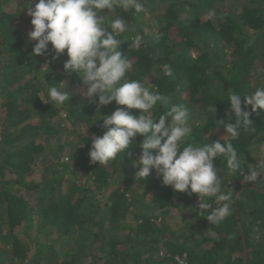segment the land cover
Instances as JSON below:
<instances>
[{
	"label": "trees",
	"instance_id": "1",
	"mask_svg": "<svg viewBox=\"0 0 264 264\" xmlns=\"http://www.w3.org/2000/svg\"><path fill=\"white\" fill-rule=\"evenodd\" d=\"M228 1L145 0L147 11L158 4L165 9L154 20L156 33L139 49L132 46L134 28H141L147 11L118 10L134 24L119 37V51L133 62L128 78H149L168 98V105L155 106L154 119L171 105L188 111L193 132L186 143L194 146L207 143L206 136L215 141L227 134L216 121L234 123L228 119L229 89L243 96L264 87V0L231 5L215 21L205 19L208 8ZM11 2L38 0H0V264H243L245 247L246 264H264V178L244 184L239 172L217 158L222 190L238 195L232 215L211 225L196 208L197 194L174 192L154 170L137 181L133 160L144 137L132 145L131 156L92 164L91 139L106 131L98 120L118 106L101 107L99 114L97 105L79 97L83 85L64 71L66 50L53 60L49 45L46 55L34 57L31 18L5 11ZM164 64L171 65L172 77L164 74ZM61 82L71 99L57 106L47 89ZM212 105L216 113L209 111ZM63 119L75 140L61 142ZM250 119L253 124L232 141L244 171L264 165V153L255 154L264 143V112ZM173 211L180 221L174 227L168 222Z\"/></svg>",
	"mask_w": 264,
	"mask_h": 264
},
{
	"label": "clouds",
	"instance_id": "2",
	"mask_svg": "<svg viewBox=\"0 0 264 264\" xmlns=\"http://www.w3.org/2000/svg\"><path fill=\"white\" fill-rule=\"evenodd\" d=\"M29 4L27 14L32 30L28 35L35 41L32 55H46L51 45L55 60L66 50L68 59L64 62V71L77 75L83 85L79 87L80 94L98 106L99 114L101 107L113 102L118 106L111 115H100L102 118L98 121L103 120L106 131L102 136L92 137L90 162L108 165L121 154L131 156V149L135 147L132 145L138 137H144L139 144V159L133 160V165L139 168L137 181L146 179L154 170L163 185L174 192L197 194L196 208L211 225H219L231 216L237 193L230 188L222 190L215 160L223 157L232 173L241 174L244 184H256L258 178H264V165L243 170L242 158L232 143L239 138L242 127L253 124L250 119L253 112L256 115L264 112V87L243 96L229 89L228 119L234 123L216 121V128L223 126L227 134L215 141L206 136L207 143L194 146L186 143L193 132L188 111L171 105L154 119L153 109L158 102L168 105V98L155 90L157 86L149 78L144 82L128 78L133 62L119 51L122 44L119 37L128 31V21L117 10L146 12L145 0H38ZM217 15L215 9H209L205 19L211 22ZM142 42L143 36L137 34L132 46L139 49ZM163 71L166 76H173L171 65L164 64ZM57 85H49L47 95L55 105L63 106L71 96L64 82ZM133 110H139V115H134ZM209 111L216 113V105L210 106ZM210 198L215 203L209 202Z\"/></svg>",
	"mask_w": 264,
	"mask_h": 264
},
{
	"label": "rangeland",
	"instance_id": "3",
	"mask_svg": "<svg viewBox=\"0 0 264 264\" xmlns=\"http://www.w3.org/2000/svg\"><path fill=\"white\" fill-rule=\"evenodd\" d=\"M248 0H232L230 2V0L226 3H219V4H215V6L211 7V8H208L206 10V12L209 10V9H215L217 12H228L230 10V6L231 5H242V4H245ZM27 7H30V4L26 5V6H18L16 5L14 2H11V4L9 6H6L5 8V11H8V12H11V13H17L18 15L20 16H23L24 18L26 17H29L28 14H27ZM165 9V6L161 5V4H158L157 5V8L154 12H151L150 10L146 12L143 20L140 21V23L142 22V26L141 28H138V29H135L134 28V31L137 34H141L143 36V39H145L146 37H150L151 35L153 36L155 33H156V29L153 28V24H154V20L159 16L161 15V13L163 12V10ZM118 11V10H117ZM128 21V32H131L132 30V27H134V24L129 21V20H126ZM215 21V20H214ZM32 30V28H31ZM31 41V40H30ZM31 42H35V41H31ZM56 73H60V72H56ZM67 84V83H66ZM80 96H82V94H80V92L78 91L77 93ZM74 95V94H73ZM41 96L43 97V94H41ZM45 100V97L43 98ZM63 125L60 129V131H62V133H60L58 136L59 138H61V142H65V140H67V138L69 136H71L69 139L70 140H75L76 137L74 136V134H72V132L74 131V129H72V127H70V124L65 121V119H63L62 121ZM73 135V136H72ZM52 139V144L56 145V138L55 137H51ZM40 139L37 140V142H39ZM51 144V145H52ZM50 145V147H52ZM264 143L262 145H260L259 147H257L256 149V152L255 154H262L264 153ZM64 164H69L68 160L67 159H64L62 161ZM173 215H174V218L173 219H168V222L174 227V226H177L180 224V221L177 220L179 217H178V212L177 211H173L172 212ZM60 243V239L55 243V244H59ZM35 254V250H34V247H33V251L31 252L29 258H33ZM181 261V264H184V261L183 260H180Z\"/></svg>",
	"mask_w": 264,
	"mask_h": 264
},
{
	"label": "water",
	"instance_id": "4",
	"mask_svg": "<svg viewBox=\"0 0 264 264\" xmlns=\"http://www.w3.org/2000/svg\"><path fill=\"white\" fill-rule=\"evenodd\" d=\"M264 193V191H262ZM240 229H241V237L243 239V242L245 243V237H244V234H243V229H242V226L240 224ZM244 254H245V257H244V263L243 264H246V261H247V253H246V247L244 249Z\"/></svg>",
	"mask_w": 264,
	"mask_h": 264
}]
</instances>
